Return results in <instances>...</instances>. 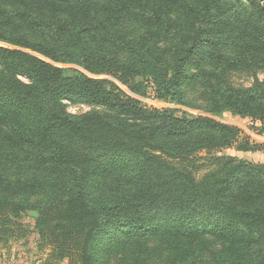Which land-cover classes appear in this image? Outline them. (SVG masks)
<instances>
[{
  "label": "trees",
  "instance_id": "trees-1",
  "mask_svg": "<svg viewBox=\"0 0 264 264\" xmlns=\"http://www.w3.org/2000/svg\"><path fill=\"white\" fill-rule=\"evenodd\" d=\"M262 70L264 0H0V242L34 235L42 264H264V163L192 159L239 137L210 115L264 133Z\"/></svg>",
  "mask_w": 264,
  "mask_h": 264
},
{
  "label": "rangeland",
  "instance_id": "rangeland-1",
  "mask_svg": "<svg viewBox=\"0 0 264 264\" xmlns=\"http://www.w3.org/2000/svg\"><path fill=\"white\" fill-rule=\"evenodd\" d=\"M61 67H68V65L57 64ZM103 75H101L102 77ZM259 78L264 77V70L257 74ZM105 77V76H104ZM109 78V77H108ZM112 79V78H111ZM230 82L235 86H248L253 81V77L250 74L244 72H235L229 76ZM120 84V83H119ZM124 88V87H122ZM142 104L148 107H168L175 109L176 113H182L183 111L189 116L203 114L200 109H193L187 106L172 104L169 102H162L153 98L151 93L145 96H136ZM89 107L83 103L68 104L67 110L71 113H78L88 110ZM209 116V115H208ZM212 118L219 120L221 122L235 125L239 128V137L236 143L232 147H227L220 149L218 151L201 150L193 156V160L198 161L201 166L196 173V176H201L207 171L205 167L206 159L208 155H232L241 159L256 163H264V133L258 131L260 123L256 120H252L249 117H240L233 115L230 112H223L220 115H210ZM240 141H248L250 144L259 145V148L250 151H242L236 148V145ZM37 216V215H36ZM36 216H23L20 220L21 223H29L33 221V217ZM15 235V234H14ZM38 245V240L34 235H27L24 238L15 239L10 238L6 243L0 242V261L2 264L6 262H11V264H42L48 253L50 252L49 246H45L41 251L36 248ZM51 247V246H50ZM61 264H72L68 258L63 259Z\"/></svg>",
  "mask_w": 264,
  "mask_h": 264
},
{
  "label": "water",
  "instance_id": "water-1",
  "mask_svg": "<svg viewBox=\"0 0 264 264\" xmlns=\"http://www.w3.org/2000/svg\"><path fill=\"white\" fill-rule=\"evenodd\" d=\"M28 213H29V215H31V216H36V215H37V212H36V211H29Z\"/></svg>",
  "mask_w": 264,
  "mask_h": 264
},
{
  "label": "crops",
  "instance_id": "crops-1",
  "mask_svg": "<svg viewBox=\"0 0 264 264\" xmlns=\"http://www.w3.org/2000/svg\"><path fill=\"white\" fill-rule=\"evenodd\" d=\"M0 264H2L1 261H0ZM4 264H11V262H6V263H4Z\"/></svg>",
  "mask_w": 264,
  "mask_h": 264
}]
</instances>
